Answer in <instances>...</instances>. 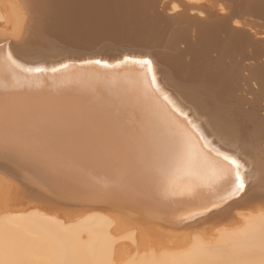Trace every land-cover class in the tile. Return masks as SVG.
Returning <instances> with one entry per match:
<instances>
[{
	"label": "bare ground",
	"instance_id": "bare-ground-1",
	"mask_svg": "<svg viewBox=\"0 0 264 264\" xmlns=\"http://www.w3.org/2000/svg\"><path fill=\"white\" fill-rule=\"evenodd\" d=\"M0 264H264V0H0Z\"/></svg>",
	"mask_w": 264,
	"mask_h": 264
},
{
	"label": "water",
	"instance_id": "water-1",
	"mask_svg": "<svg viewBox=\"0 0 264 264\" xmlns=\"http://www.w3.org/2000/svg\"><path fill=\"white\" fill-rule=\"evenodd\" d=\"M105 61H104V60ZM133 60H137V61H144L143 59H139V58H132V57H128V56H121V57H115V58H101L100 60H99V64H106L107 66H111V68H113V67H124V66H126L127 64H129L130 63V61H133ZM15 62H17L16 60H14ZM96 61H98V59H95V60H87V61H73V62H69L68 63V67H70L71 65H74V64H78V65H84V64H89V63H92V64H90V66H95V64L93 63V62H96ZM119 63V64H118ZM16 65H18V66H21L22 67V65L21 64H19V62L18 63H15ZM116 64H118V65H116ZM25 65V64H24ZM25 67V66H24ZM145 68H146V66H145ZM55 69V68H54ZM54 69H52V70H54ZM66 69H68V68H65V69H63V71L64 70H66ZM47 72H48V70L47 69H45ZM62 71V70H61ZM57 72H60V70L59 71H57ZM154 76H156V74H154ZM157 82V81H156ZM158 83V82H157ZM158 89V93L156 94V96H155V98L157 99V103L159 104V105H164V106H171V109L174 111V112H176V113H179V116H182L183 115V113H184V111L183 110H180V107L179 106H172V103H173V101L171 100V95H168V96H166V93H167V91L165 90V89H163V88H160L159 87V85L158 84H156V90ZM180 111H179V110ZM171 110V111H172ZM185 119V121H186V127H191L192 128V125H194V122H193V119H192V115H191V113L189 112L187 115H186V117L184 118ZM198 127H194V132L195 133H198ZM198 136H200L201 138V141H202V143L203 144H205V142L207 141L205 138H202V136H201V134L199 133L198 134ZM234 158L237 160V161H239L238 160V158H237V156L236 155H234Z\"/></svg>",
	"mask_w": 264,
	"mask_h": 264
},
{
	"label": "snow or ice",
	"instance_id": "snow-or-ice-1",
	"mask_svg": "<svg viewBox=\"0 0 264 264\" xmlns=\"http://www.w3.org/2000/svg\"><path fill=\"white\" fill-rule=\"evenodd\" d=\"M8 59L11 61V57L10 56L8 57ZM13 63H14V61H13ZM96 63H100V62L96 61ZM143 64L145 66H148V70L151 71L150 61L144 60ZM35 71L39 72V71H42V69L36 68ZM223 160L228 162V164L234 166V168H235V187H234L233 191L235 193H239V192L244 191L245 182H244V179L241 177V174H240V171H239V169H240L239 162L235 158H233L231 156H228V155H224L223 156Z\"/></svg>",
	"mask_w": 264,
	"mask_h": 264
},
{
	"label": "rangeland",
	"instance_id": "rangeland-1",
	"mask_svg": "<svg viewBox=\"0 0 264 264\" xmlns=\"http://www.w3.org/2000/svg\"><path fill=\"white\" fill-rule=\"evenodd\" d=\"M24 194H25V193H24ZM25 195H26V194H25ZM28 200H29V201H32V198H30V199L28 198Z\"/></svg>",
	"mask_w": 264,
	"mask_h": 264
}]
</instances>
